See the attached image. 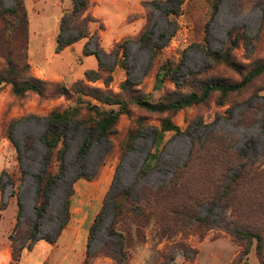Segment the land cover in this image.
<instances>
[{"label":"rangeland","instance_id":"obj_1","mask_svg":"<svg viewBox=\"0 0 264 264\" xmlns=\"http://www.w3.org/2000/svg\"><path fill=\"white\" fill-rule=\"evenodd\" d=\"M3 1L6 6L15 5V0ZM214 1L92 0L90 10L104 26L101 27L99 22L91 23L89 37L59 49L61 17L64 11L72 7L71 0H26L30 15L28 55L31 71L37 78L48 82V89L45 97L34 92L19 97L13 93L10 84L0 87V175L5 171L0 182V186H3V192L0 187V202H13L18 210L20 200L23 221H38L37 236L41 239L37 240L32 257L47 255L39 244L45 240L43 237L50 238V243L76 240V252L82 250V243L87 253L90 227L102 209L114 180L116 191L134 186L135 192L144 184L156 187L167 182L172 176V165L189 162L193 139L197 141L196 146L209 140L212 146L226 142L232 151L247 150V143L253 141L255 148L248 149L249 155L254 157L256 153H262L264 74L256 77L244 89L230 93L224 105L218 104L221 98L216 92L206 102L171 115L183 132H166L159 148L162 152L157 167L139 181L138 175L148 153L155 151L154 133L152 129H147L136 139L133 149L124 153L129 144L128 135L140 129V119L144 120L146 126L160 127L161 120L169 114L150 112L130 104L129 112L120 116L110 141L96 138L84 159L79 157V148L86 136L85 128L74 122L68 125L66 174L54 187L46 214L40 219L37 217L35 177L43 171L44 158L48 153L43 141L49 127L45 117L55 109L79 105L82 101L98 105L103 110L112 107L118 109L117 105L104 104L85 94L74 93L71 98L56 95L53 83L63 82L71 87L81 80L92 87L120 94L123 99H128L135 91L147 95L152 101H158L167 94L177 96L199 92L203 82L210 78L238 82L256 64L264 62V0H219L217 11L212 9ZM144 31H147L152 43L159 42L163 46L156 55H153L150 46L139 39ZM230 31L241 37L233 55L241 65L242 72L224 62L211 61L205 52L207 47L223 52ZM76 34V31L66 29L61 38L70 40ZM162 34L166 39L159 41ZM128 38L130 41L124 52L122 43ZM85 49L89 52L100 49L104 65L112 69L108 85L103 80L87 79L86 70L98 69L99 59L95 54L87 55ZM166 60L181 64L177 73L179 81L176 83L167 79L156 88L157 72ZM128 77L136 85L124 91L121 85ZM250 99H253L252 105L256 106L253 112H248L251 109ZM82 116L89 121L93 119L87 109L83 110ZM10 131L14 142L8 138ZM102 161L98 174L93 178H76L78 173L84 171L93 175ZM10 178L14 184L10 183ZM71 182L74 187L70 198L71 215L65 228L60 231ZM202 213L207 214L206 210ZM112 215L113 207L109 206L95 231L90 246L92 252L109 239L108 227ZM211 217L218 223L220 210H215ZM141 225L146 230L148 240L142 242L132 236L129 240L130 255L122 264H160V252L170 245V241L155 226L152 215L147 214L141 220ZM188 242L199 252L189 259L179 251L174 264H261L255 245L247 256L241 257V248L233 237L218 227L209 230L204 238L191 235ZM90 264L117 263L109 257L97 256L91 259Z\"/></svg>","mask_w":264,"mask_h":264},{"label":"trees","instance_id":"obj_2","mask_svg":"<svg viewBox=\"0 0 264 264\" xmlns=\"http://www.w3.org/2000/svg\"><path fill=\"white\" fill-rule=\"evenodd\" d=\"M72 7L64 11L61 17V33L59 35L60 48L68 46L82 38L89 37L91 23L99 22L91 12L92 0H71ZM219 0L212 5L214 11L218 10ZM74 30L77 34L73 39L63 40L61 36L66 30ZM144 31L140 41L151 47L156 55L163 46L159 42L152 43ZM165 34L159 41L165 40ZM241 37L238 33L230 31L227 35V46L223 52L205 49L207 57L214 62H224L238 72H242L241 65L233 55V51L240 44ZM130 39L122 43L124 52ZM30 43V15L26 0H15V5L6 6L0 0V87L10 84L16 96L23 97L29 92H34L40 97H45L48 82L32 74L29 61ZM85 53L95 54L99 59L98 69H87L85 75L90 81L103 80L106 85L111 76L109 69L104 65L100 49ZM181 64L172 60L164 61L155 78V87L159 88L167 79L178 83L177 73ZM108 74V75H107ZM264 74V62L256 64L238 82H231L221 78L206 79L199 92L178 94L177 96L164 95L158 101H152L145 94L133 91L128 99H123L120 94H113L101 88L92 87L83 81H76L71 87L63 82L53 83L56 95L71 98L74 93L85 94L104 104L117 105L118 109H101L90 102H80L79 105L69 106L64 109H55L45 118L49 123L43 141L48 153L44 158V169L35 177L37 183V217L42 218L49 207L50 197L54 187L66 174L65 152L67 150V127L74 122L83 125L86 136L79 148V157L84 159L96 138L110 141V135L117 125L120 116L128 113V106L134 104L138 107L155 113H168L161 120L160 127L146 126L140 119V129L130 132L129 144L124 153L133 149L136 139L147 129H152L153 147L155 151L148 153L138 175L137 181L145 178L152 169L157 167L161 152L160 145L166 132L181 134L183 131L171 115L181 109L206 102L214 93H219V105L225 104L226 97L235 91L244 89L256 77ZM130 77L122 83L124 91L135 86ZM249 105L253 112L256 106ZM84 102V103H83ZM87 109L88 115L93 116L92 121L84 119L83 110ZM94 113V115H92ZM264 128V121H263ZM8 138L14 142L10 131ZM196 139L189 152V162L184 165H172V176L159 185L144 184L138 191L134 186L116 191L115 180L107 193L103 207L90 227L87 253L83 264H90L92 258L105 256L113 259L117 264H122L130 255L129 240L136 236L140 241L146 242L147 233L141 220L150 214L154 224L162 231L163 237L170 241V245L160 252V264H174L176 253L182 251L189 259H193L199 250L190 245L188 238L191 235L206 237L209 230L216 227L223 229L233 237L235 243L241 248V257L247 256L255 245L256 254L261 264H264V150L254 157L249 155L248 149L255 148L253 141L247 143V150L232 151L228 143L218 146L203 143L196 146ZM103 161L97 166L93 175L85 171L78 173L76 178H93L98 174ZM232 172V173H231ZM231 173V174H229ZM5 171L1 172L0 182ZM14 184L13 179H9ZM1 191L3 192V186ZM74 193L73 182L69 184L67 200L65 202V217L62 220V231L70 218V198ZM16 223L9 235L12 245L14 262L21 259L23 250L31 249L38 238V221H23V207L19 200ZM7 203H1L0 210L6 209ZM112 206L113 215L108 227L109 239L95 252L90 249L95 231L99 228L101 219L106 209ZM206 210L207 214H203ZM220 210L221 217L217 223L211 214ZM0 212V219H1ZM47 241L50 238L43 237ZM54 242V240H53Z\"/></svg>","mask_w":264,"mask_h":264},{"label":"crops","instance_id":"obj_3","mask_svg":"<svg viewBox=\"0 0 264 264\" xmlns=\"http://www.w3.org/2000/svg\"><path fill=\"white\" fill-rule=\"evenodd\" d=\"M0 212L2 215L0 219V264H83V259L86 257V250L83 248L85 245L80 243L83 251L76 252L78 241H71V239L58 240L55 243H50L47 240L40 241L39 244L46 252V256L32 257L38 245L36 243L31 249L23 250L21 259L14 262L9 235L16 223L18 210L15 203L11 202L6 209L0 210Z\"/></svg>","mask_w":264,"mask_h":264}]
</instances>
